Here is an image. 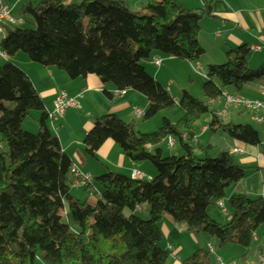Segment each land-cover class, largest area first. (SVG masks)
Masks as SVG:
<instances>
[{
	"label": "trees",
	"instance_id": "1",
	"mask_svg": "<svg viewBox=\"0 0 264 264\" xmlns=\"http://www.w3.org/2000/svg\"><path fill=\"white\" fill-rule=\"evenodd\" d=\"M199 2L195 11L177 0H146L143 13H132L126 0H46L20 9L24 25L5 28L0 40L6 58L0 59V264H167L158 228L165 217L193 237L214 240L218 250L236 247L246 255L261 229L264 240V199L230 198L231 220L225 226L209 218L207 212L244 179L245 169L227 153L213 159L210 147L194 144L196 125L209 117V134L260 146L255 130L224 124L209 106L223 92L264 88V64L249 70L246 47L206 69L202 101L182 93L177 102L182 117L175 124L163 119L155 133L141 135L133 123L115 116L94 120L84 139L86 158L96 161L110 141L129 162L148 163L155 171L149 182L116 174L95 179L94 207L72 196V163L49 131L30 81L9 62L22 53L29 63L55 69L69 81L93 76L115 92L135 93L147 102L145 123L173 109L175 101L142 64L155 54L189 65L205 56L200 23L214 19V0ZM31 114L39 115L35 134L22 128ZM168 140L180 155L163 157L160 147ZM142 207L149 209V221L134 216ZM181 264H213V259L208 250H199Z\"/></svg>",
	"mask_w": 264,
	"mask_h": 264
},
{
	"label": "crops",
	"instance_id": "2",
	"mask_svg": "<svg viewBox=\"0 0 264 264\" xmlns=\"http://www.w3.org/2000/svg\"><path fill=\"white\" fill-rule=\"evenodd\" d=\"M42 1L46 0H4V3L13 14L19 6L18 10L20 11L27 4L37 5ZM195 1V7L187 5L182 8L197 11L201 8V4L199 0ZM212 16L214 19H208L210 22L204 24V26L200 23L199 44L205 51V56L196 63L200 71L204 69L206 72L209 66L221 65L224 62V56L229 51L239 47L248 48L251 45L261 50L259 53H253L255 57L251 61V69H259L264 64V0H214ZM17 58L16 55L12 60L15 67H17L15 65ZM152 59L162 61L156 54L153 55ZM165 61L170 63V61L175 60L167 59ZM19 63H22L23 68L27 69L26 72L21 67H17L25 74L39 96L45 114L52 112L53 103L60 95L65 96L67 99L81 98L79 111L68 110L61 118L53 122L48 121L49 131L56 137L61 151L69 158L72 167L81 175L91 179L92 183L90 185L87 184L78 189L73 188L75 190V192L72 191L73 197L77 201L86 203L88 206L93 205L95 201L91 198V192L96 190L93 185L94 180L106 174L131 178L132 172H138L142 175V181L146 182L155 177V171L149 164L129 162L110 141L105 142L100 148L96 161L90 160L84 155V139L91 131L94 120L101 117L115 116L125 124L133 123L136 126V131L141 135L155 133L159 128L158 124L151 123L148 126V122L144 123L142 120L135 118L136 111L144 115L147 110V102L144 98L132 92H125L123 96L114 97V89L111 86L102 85L93 76L69 81L64 74L55 69H38L35 67L32 69L33 66L24 59ZM163 63L164 61H162ZM187 65L192 70V65ZM150 67L154 66L150 64L146 67L148 70L146 73L149 76H151L149 74ZM247 67L249 68L248 65ZM159 75L160 73L154 77L151 76V78L160 85ZM255 88L256 86L246 87L241 92V96L252 101L257 100ZM165 90L170 93L169 89ZM174 101V108L178 109V101ZM173 114L174 111L166 114L163 119L169 121V116ZM180 116L181 113H179ZM249 118L250 115L244 112L231 111L222 121L224 124L249 126L255 130L260 139V146L256 148L231 141L221 133L209 134L207 129L210 121L209 117H204L198 127V133L195 131L194 144L202 148L210 147L209 157L212 154L217 157L221 153H227L235 165L245 169L244 179L226 191L225 199L220 203L221 207L217 206L218 208L215 207L207 212L209 218L219 225L225 226L231 220V214L223 208L225 204L228 206L230 198L243 195L251 199H264V128L257 131L254 125L249 122ZM38 119V114L30 116L23 122V130L27 129L25 132L35 134L38 131L36 124ZM140 122L142 124H138ZM234 150H238L240 153L233 154ZM89 186L92 187L91 192ZM144 212L145 210L141 208L137 210L135 215L140 216ZM125 216L128 217L129 213H125ZM158 228L162 242L166 243L165 250L169 254L170 259L167 264H181L196 251L207 250L208 248L213 251V257L219 259L222 264H257V259L264 256L263 229L257 232L252 242V251L246 255H243L240 249L232 247L227 251L223 250V252L219 250L217 256L214 252V249H217V243L214 240L205 236L193 237L187 233L184 225L175 224L168 217L163 218ZM213 264H216V262Z\"/></svg>",
	"mask_w": 264,
	"mask_h": 264
},
{
	"label": "rangeland",
	"instance_id": "3",
	"mask_svg": "<svg viewBox=\"0 0 264 264\" xmlns=\"http://www.w3.org/2000/svg\"><path fill=\"white\" fill-rule=\"evenodd\" d=\"M126 2H127V9L130 12H132V13H143L144 12V8H145V5H146V0H126ZM195 2H196L195 0H177V4L180 7H184V6H187V5H189V7H195L194 6L195 5ZM4 5L6 6L5 3H4ZM19 7L17 9H15V11L13 12V14L11 15V18L13 19V21L15 22V24L17 23V25H18V23L20 22L21 25H24L25 22L22 19L20 20L19 15H18L19 14L18 13ZM208 22H210L208 19H203V21L201 22V24H203V26H204V24H206ZM239 48H242V47H239ZM239 48H237V49H239ZM17 56H18V58H17V60H15V65L17 67H21V69H23L24 71L27 72V69L23 68L22 63H19L23 59L28 62L27 58L22 53L17 54ZM157 56H159V58L162 59V61H164V63L162 64V67L159 68L160 70L159 69H156L155 67H150L149 74L152 77H154L155 75H157L158 73H160V75H159L160 85H161V87L163 89H169L170 90V93H168V94H170V97L172 99L179 101L180 98H181L182 93H187L190 97H192L195 100H198V101H202L203 100L202 87L205 84L206 79H203V78L197 76L193 71H195V69L196 70L198 69V72L197 73L201 74L202 76H205L206 75V72H205L204 69H202L200 71L199 66L197 64H193L192 65V70L193 71H192L191 68H189L188 65L186 63H184V62L170 61V63H168L167 61H165V60H167L165 57L160 56L158 54H157ZM254 57H255V55L253 53H250L248 55L247 61H246V64L249 66V68L248 67L247 68L249 70H251V71H256L257 70V69L256 70L255 69H253V70L251 69V67H252L251 61H252V58H254ZM21 58H23V59H21ZM12 60L13 59H10L9 60V62L11 64H12ZM150 64H152V61H150V60L149 61H146V62H144L142 64V67L145 69V72L148 71L146 67L150 66ZM31 65L33 66L32 69H34V67L35 68H38V69L39 68L44 69V68L39 67L37 65H33V64H31ZM225 93H227L230 96H236V95H233V94H229L228 92H225ZM212 108L213 107H210V109H212ZM175 110H179V109L173 108V109H170V110H167V111L160 112L155 118H153L152 120L148 121L147 125L150 126V124L152 123V124H158L159 127H160L163 118H165V115L166 114H169L170 112H173V111H174V114L172 116H169V119H170L169 122L171 124H175L182 117L181 111L180 110L179 111H175ZM177 112L181 113V116L180 117H179V113H177ZM229 113H230V111L223 117L222 120H224L228 116ZM31 116H33V114H31ZM202 120H203V118L199 121V123L195 127V131L197 133L199 131L198 130V127L201 125ZM249 122H250V118H249ZM138 124H142V123L140 122ZM138 124H137V126H138ZM254 127L257 129V131H260V128L261 127H258V126H254ZM25 131H27V129H25ZM160 149L163 152V157H170V156L180 155V152H179L177 146L175 148H173L174 150L173 149L172 150H169L167 148V144L166 143H163L161 145ZM210 157L214 159L216 156H215V154H212ZM91 183L92 182H90L88 185H90ZM93 185H94V188L96 189L95 192L98 194V192H99L98 191V188L96 187L95 183H93ZM82 187H84V186H82ZM72 191L75 192L74 189ZM73 192H72V196H73ZM95 192H91V195H92L91 198H92L93 201L96 202V198H95L96 193ZM94 206H95V203L93 205H90V207H94ZM223 208L225 209V211L227 213H230L229 212V208H228V206H226V204L224 205ZM142 209L145 210L144 214H142L140 216H137V215L134 214V216L137 217V219H139L140 221H143V222L149 221V209L147 207H142ZM145 214H146V216H145ZM161 247L163 249H166V243L165 242H162ZM234 248H236V247H234ZM228 249H230V248L223 249V250L224 251H227ZM223 250H220V252L221 251L223 252ZM214 252L216 253L215 255H217V252H219V250H217L215 248L214 249ZM212 259H213V263H214L216 257L215 256L214 257L212 256Z\"/></svg>",
	"mask_w": 264,
	"mask_h": 264
},
{
	"label": "built area",
	"instance_id": "4",
	"mask_svg": "<svg viewBox=\"0 0 264 264\" xmlns=\"http://www.w3.org/2000/svg\"><path fill=\"white\" fill-rule=\"evenodd\" d=\"M11 11L4 5V0H0V40L5 36V28L7 26H17V23L13 21L11 18ZM248 51L251 53H259L261 50L260 48L251 45L248 48ZM0 59L5 60V56L0 53ZM152 65L159 69L162 65V61L159 59H153ZM197 67V66H196ZM198 68V67H197ZM197 76L205 79V76L197 73L198 69L193 71ZM255 94L258 97L257 100H250L242 97L240 95L230 96L227 93L223 92L218 100L215 102L209 103L211 107H213L212 113L218 120H222L223 117L231 110L232 111H241L245 114L250 115V122L254 126H258L264 128V88L263 87H256ZM124 93L115 92L113 94L114 97L116 96H123ZM80 99H67L65 96L60 95L56 98L53 103L52 112L47 114V120L49 122H53L58 118H61L68 110H80ZM143 115L140 112H135V118L141 120ZM167 148L172 150L175 147V144L172 140H168L166 142ZM238 150H234L233 154H239ZM71 174L74 178L73 188H80L85 186L91 182V179L87 176L81 175L75 168L72 167ZM132 181H142V175L138 172H132L131 174ZM218 207H221L218 204ZM225 214V212H223ZM209 254L213 256V251L208 248L207 249ZM216 264H222L219 259H215ZM257 264H264V257H259L257 259Z\"/></svg>",
	"mask_w": 264,
	"mask_h": 264
}]
</instances>
